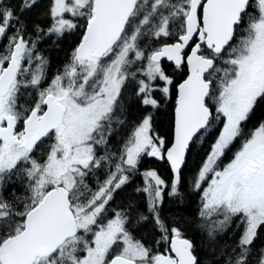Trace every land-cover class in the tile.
I'll return each mask as SVG.
<instances>
[{
	"label": "snow or ice",
	"instance_id": "6c2138e0",
	"mask_svg": "<svg viewBox=\"0 0 264 264\" xmlns=\"http://www.w3.org/2000/svg\"><path fill=\"white\" fill-rule=\"evenodd\" d=\"M0 264H264V0H0Z\"/></svg>",
	"mask_w": 264,
	"mask_h": 264
},
{
	"label": "trees",
	"instance_id": "16d2710c",
	"mask_svg": "<svg viewBox=\"0 0 264 264\" xmlns=\"http://www.w3.org/2000/svg\"><path fill=\"white\" fill-rule=\"evenodd\" d=\"M52 59L54 63L58 62V57H62L61 53H58L56 50H53L51 53ZM165 211L172 214V215H182L185 213H188L191 211V207L189 204L185 203V204H180L177 202H173V203H168L166 201L165 203ZM197 242L199 243V241L202 239V237H200L199 235H197L196 237ZM203 252V250H202Z\"/></svg>",
	"mask_w": 264,
	"mask_h": 264
}]
</instances>
